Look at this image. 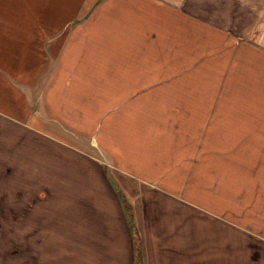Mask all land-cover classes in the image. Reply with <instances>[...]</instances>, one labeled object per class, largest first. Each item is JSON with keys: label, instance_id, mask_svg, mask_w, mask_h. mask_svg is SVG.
I'll list each match as a JSON object with an SVG mask.
<instances>
[{"label": "crops", "instance_id": "obj_1", "mask_svg": "<svg viewBox=\"0 0 264 264\" xmlns=\"http://www.w3.org/2000/svg\"><path fill=\"white\" fill-rule=\"evenodd\" d=\"M37 4L32 11L30 0H0V183L24 193L17 195L26 204L23 245L32 247L34 258L29 250V260L24 263L264 264V195L262 232L259 228L252 231L263 241V254H244L240 259V245L242 249L248 246L239 239L228 243V257L216 251L214 256H202L206 250L193 251L191 228H186L190 214L184 215L170 195L177 187L165 189L162 183L160 187L158 175L126 171L125 149L115 151L98 143L103 116L89 118L84 111L93 97L79 100L62 95L68 88L79 90L76 76L83 66L79 59L87 52L79 51L74 42L65 47L60 59L57 57L68 29L74 27L75 32L81 23L94 28L110 20L111 9H117L122 33L117 54L123 71H135L134 63L144 60L137 57H144L146 33L155 41L150 38L153 44L149 50L154 52L145 53L146 59H155L145 60L144 76L130 84L151 95L154 99L148 100L158 109L184 99L189 103L186 112L205 121L195 134L206 135L209 123L213 122L214 130L222 125V112L217 108L221 97L207 99L205 95L207 88L216 93L222 87L226 69L219 62L224 52L246 45L249 59L260 67L254 69L263 75L264 88V0H39ZM258 34L263 48L247 41ZM224 35L231 42L224 43ZM216 61L218 65L213 66ZM207 65L205 71L220 72L216 82L207 73L187 79V71L196 73ZM51 73L59 74L48 81ZM63 74L71 78V84H64L60 79ZM125 79L128 75L120 84H125ZM252 146L247 144L246 151ZM96 149L104 161L96 157ZM232 151L241 150L234 146ZM261 151L264 153V144ZM261 157V161H247L263 168L259 181L264 187V154ZM144 182L158 188L146 186L143 192ZM121 195L132 207L131 216ZM136 195L139 202L134 200ZM160 199L172 200L169 203L177 207L163 208ZM169 210L176 213L177 221ZM63 233H67L65 237ZM257 245L255 242L253 247ZM64 247H69V257L64 255ZM28 252L24 250V256Z\"/></svg>", "mask_w": 264, "mask_h": 264}, {"label": "rangeland", "instance_id": "obj_2", "mask_svg": "<svg viewBox=\"0 0 264 264\" xmlns=\"http://www.w3.org/2000/svg\"><path fill=\"white\" fill-rule=\"evenodd\" d=\"M30 1L33 11L39 0ZM39 9L40 7L37 10ZM81 10L83 11V8ZM82 11L79 13L81 17ZM117 12V9H111L110 20L98 23L94 28H90L89 23L86 25L81 23L76 26L75 32L73 27L63 36L58 47L59 59L65 47L74 42L78 44L79 51L87 54L79 59V63L83 64L76 76V81L80 84L79 90L75 87L68 88V95L65 92L62 95L79 100L93 97L87 100L88 106H85L84 111L88 113L89 118L103 116L104 125L101 126L98 143L104 148L108 144L115 151L124 148L122 157L127 164L126 171H136L140 175L144 172L158 175L162 178L160 182L157 181L160 187V183L165 189L177 187L170 195L174 197L184 215L186 212L190 214L186 228L188 225L191 228L190 240L193 251L206 250L202 256H214L216 251L217 254L221 252L222 257H228L230 251L228 243L231 239H239L248 246L242 249L240 245V259L244 254L248 256L263 254V241L252 232L255 228L262 232L261 209L264 189H261L263 185L259 180L262 179L263 168L254 167L247 161L248 159L261 161L263 160L261 154H264L261 151L264 144V88L261 85L263 75L256 70L260 67L257 63L253 65L252 58L249 59L250 51L246 49V45L227 50L230 51L228 55L227 51L224 52L223 59L219 62L226 69L221 77L222 87L217 88L216 93L214 89L207 88L205 95L207 99L211 98V95L221 97L222 102L217 108L222 112V125L214 130L211 122L207 127L210 133L200 136L195 133L199 132V125L205 121L198 119V114L186 112L188 110L185 105L189 106V103L184 102V99L180 98V103L171 106L175 108L174 112L171 111V107L166 108L168 106L166 103L158 109L154 102H149L148 98L154 99L151 95L130 84L144 76L142 72L146 67L144 61L155 59L145 57L146 52H154L149 50L154 39L151 38V34L146 33L148 37L144 41V57H137L144 60L134 63L133 66L137 67L135 71H123L117 54L122 34L119 32L120 24L117 23L119 16L115 15ZM83 27H87L88 30ZM72 37L74 38L71 40ZM227 40L231 42V38L224 35L223 42L226 43ZM247 41L263 48L259 34ZM158 62L159 59L150 66ZM216 65L217 61L213 66ZM209 67L207 65L204 70L196 73L187 71L186 77L192 80L207 73L210 80L216 82L220 78V72L205 71ZM57 74L51 73L48 81L55 79ZM124 75H128V80L125 79V84H120ZM156 76L157 73L154 74V77ZM60 79L64 84H71V78L66 74ZM167 93L165 102L169 100ZM218 116L220 117V114ZM247 144L253 145L248 149L249 152L246 151ZM234 146L240 147L241 151L233 152ZM100 153L96 149V157L104 161ZM1 176L3 175L0 174V180ZM151 184L144 182L142 191L145 192V187ZM156 185H151V188L157 189ZM248 185L251 187L248 188ZM255 187L259 190L258 193L254 190ZM17 195L24 193L12 191V186L9 188L8 184L0 183V264H25V259L29 260V250L31 259H34L32 247L25 249L23 245L22 213L26 204L23 199H18ZM121 196L125 202L126 197ZM134 200L139 202V195H136ZM167 201L161 200V207H177L169 203L172 200ZM127 203V207L124 206L131 216L132 207L128 200ZM168 212L173 213L171 210ZM175 215L176 213H173L171 216L174 218L173 221H177ZM235 224L239 227H235ZM66 234L63 233L64 237ZM255 242L260 245L253 247ZM204 246H208V249ZM24 250H27L28 255L24 256ZM63 253L69 257V247H64ZM35 259L36 262L39 260L38 252Z\"/></svg>", "mask_w": 264, "mask_h": 264}, {"label": "trees", "instance_id": "obj_3", "mask_svg": "<svg viewBox=\"0 0 264 264\" xmlns=\"http://www.w3.org/2000/svg\"><path fill=\"white\" fill-rule=\"evenodd\" d=\"M125 206L127 207V204H125Z\"/></svg>", "mask_w": 264, "mask_h": 264}]
</instances>
